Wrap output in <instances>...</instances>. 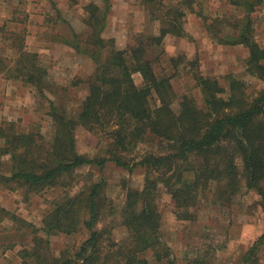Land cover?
<instances>
[{
    "label": "trees",
    "instance_id": "1",
    "mask_svg": "<svg viewBox=\"0 0 264 264\" xmlns=\"http://www.w3.org/2000/svg\"><path fill=\"white\" fill-rule=\"evenodd\" d=\"M222 1L240 9L242 17H234L232 22L216 18L209 23L195 11L199 0H139L150 20L158 22V35L128 33L126 48L119 50L113 38L102 37L111 0H88L83 7L84 33L73 34L71 42L62 41L94 63V71L86 80L88 93L73 116L51 108L53 135L48 143L38 134L12 133L10 123L8 127L0 125V139H4L0 156L11 161L10 175L0 174V183L39 192L61 185L60 181L80 166L113 162L129 172L141 168L144 185L142 190L126 194L119 216L126 237L120 242L113 240L111 228L98 227L101 183L73 196L64 195L44 216L41 231L48 237L72 235L80 228L88 237L74 254L63 252L60 258L49 257L44 247L48 243L43 245L42 239L35 238V250L24 251L29 257L23 258V264H147L143 255L148 251L155 262L175 264L161 239L159 186L170 196L180 221L194 220L198 198L212 184L214 197L223 204L242 189L255 191L264 213V90L249 99L244 83L233 77H226L225 90L216 79L197 74L194 80L202 92L204 108L183 96L174 112L169 78L158 76L154 60L147 56L166 36L185 37L184 18L191 13L202 19L207 34L218 44L244 47L248 52L247 74L264 83V48L254 40L250 17L263 0ZM225 27L232 32L224 34ZM21 44L12 46L17 60L11 78L22 79L42 96L46 72L28 65L30 56L22 51ZM134 74L140 75V86L134 83ZM77 128L107 141V156L78 154ZM140 145L151 151L129 158ZM263 242L264 234L248 250L245 264L255 262L249 259ZM188 264L204 263L193 259Z\"/></svg>",
    "mask_w": 264,
    "mask_h": 264
},
{
    "label": "rangeland",
    "instance_id": "2",
    "mask_svg": "<svg viewBox=\"0 0 264 264\" xmlns=\"http://www.w3.org/2000/svg\"><path fill=\"white\" fill-rule=\"evenodd\" d=\"M87 2L0 0V75L4 74L0 76V87L7 85V81L13 82L9 79L15 75L17 54L12 48L15 44L22 43V51L29 54L28 65H36L46 72L42 96L22 79H17L16 96L21 95L23 104L20 112L0 115V125L8 127L10 123L12 133L38 134L44 143H48L53 135V122L49 116L51 108L67 116L79 111L88 93L86 80L95 65L89 57L75 52L62 41L71 42L73 34L84 33L83 7ZM111 2L114 10L102 37L113 38L117 49L126 48L128 33L158 35V22L145 16L144 9L138 6L139 0H129L127 4L118 0ZM199 4L195 11L201 12L209 23L216 18L232 22V18L243 15L240 9H234L222 0H199ZM250 17L254 40L264 48V0ZM183 29L185 37L165 38L160 46L153 47L147 54L150 60H154L157 75L169 78L174 112L178 111V103L183 96L191 98L198 108H204L202 92L194 80L197 74L216 79L225 90L228 88L226 77H233L244 83L249 99L264 90V83L246 72L248 52L244 47L218 44L207 34L202 19L197 20L195 14L185 15ZM222 32L230 34L232 30L225 27ZM56 48H67L71 53L69 55ZM133 80L137 86L141 85L139 74H134ZM74 136L78 154L88 158L107 156V141L99 140L83 128H77ZM3 145L4 139H0V148ZM147 151L151 148L140 145L129 158H136ZM10 172L9 157L0 156V174L9 176ZM144 179L145 172L141 168L129 172L113 162H106L103 166H80L71 176L64 177L61 185L39 192L26 191L16 184L0 183V264H23V258L29 257L24 251L35 250V238L42 239L43 245L45 241L48 243L44 247L49 257L60 258L63 252L74 254L88 237L87 233L79 228L72 235L47 237L41 231L43 218L64 195L73 196L94 183L102 184V215L98 227L111 228L113 240L122 241L126 230L120 225L119 216L126 194L142 190ZM214 189L212 184L199 196L194 220L180 221L174 214L170 196L159 186L157 210L161 239L169 248L175 264H188L193 259L202 260L204 264H245L248 250L264 234V213L258 205L260 198L255 191L242 189L229 203L223 204L214 197ZM143 258L147 264H164L155 262L149 251ZM251 260L255 262L249 264H264V242L259 245L254 258L250 257Z\"/></svg>",
    "mask_w": 264,
    "mask_h": 264
},
{
    "label": "crops",
    "instance_id": "3",
    "mask_svg": "<svg viewBox=\"0 0 264 264\" xmlns=\"http://www.w3.org/2000/svg\"><path fill=\"white\" fill-rule=\"evenodd\" d=\"M119 2H122V3H125L127 4V1L129 0H118ZM126 1V2H125ZM88 3V2H87ZM86 3V4H87ZM139 3V2H138ZM85 4V5H86ZM84 5V6H85ZM138 6L142 7L140 4H138ZM143 8V7H142ZM114 10V5L113 3L111 2V6H110V9H109V13H108V18H107V24H106V27L103 31V33L106 31V28L108 26V22H109V19H110V14L111 12ZM145 16L148 18V14L145 13ZM113 18V17H112ZM199 18L197 17V20ZM166 39H171L173 38L174 40L175 39H181V38H177V37H171V36H167L165 37ZM164 38V40H165ZM50 50V49H49ZM57 51H61L63 53H67L70 55V50H68L67 48H63V50L59 49V48H56ZM49 52V51H47ZM50 53H52L50 51ZM52 55V54H51ZM4 74L2 73L0 76H3ZM9 80H13L12 81H7V85H2L0 87V115H3V116H10V115H14L16 114L17 112H20V106L23 105L22 104V99H21V95L19 96H16V92H17V89H18V85H17V79H9ZM8 82H11V83H8ZM13 86H12V85ZM8 88H10V91H8ZM14 89V92L11 91V89ZM31 91V89H29V92ZM36 95H38L36 92H35Z\"/></svg>",
    "mask_w": 264,
    "mask_h": 264
}]
</instances>
